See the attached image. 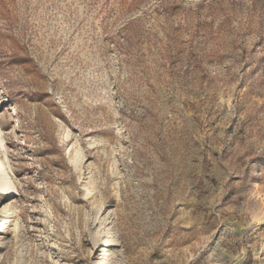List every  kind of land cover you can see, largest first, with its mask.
I'll use <instances>...</instances> for the list:
<instances>
[{"label":"rangeland","instance_id":"1","mask_svg":"<svg viewBox=\"0 0 264 264\" xmlns=\"http://www.w3.org/2000/svg\"><path fill=\"white\" fill-rule=\"evenodd\" d=\"M132 1L0 0V264H264V0Z\"/></svg>","mask_w":264,"mask_h":264},{"label":"bare ground","instance_id":"2","mask_svg":"<svg viewBox=\"0 0 264 264\" xmlns=\"http://www.w3.org/2000/svg\"><path fill=\"white\" fill-rule=\"evenodd\" d=\"M2 180H3V171H2V169H1V167H0V183L2 182ZM4 190V189H3ZM5 212H8V208L7 207H5ZM104 246L105 247H109L108 246V241L107 240H105V243H104ZM107 251V250H106Z\"/></svg>","mask_w":264,"mask_h":264},{"label":"trees","instance_id":"3","mask_svg":"<svg viewBox=\"0 0 264 264\" xmlns=\"http://www.w3.org/2000/svg\"><path fill=\"white\" fill-rule=\"evenodd\" d=\"M138 2H140V0H133V1H132V4H136V3H138ZM207 5H208L209 7L213 6V4H211V3H208ZM128 26H129V27H132V22H131L130 25H128ZM169 48H170V47H169ZM170 51H171V50H170ZM170 51H169V53H171Z\"/></svg>","mask_w":264,"mask_h":264}]
</instances>
